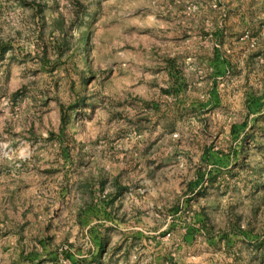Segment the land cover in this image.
Returning a JSON list of instances; mask_svg holds the SVG:
<instances>
[{
  "label": "rangeland",
  "instance_id": "rangeland-1",
  "mask_svg": "<svg viewBox=\"0 0 264 264\" xmlns=\"http://www.w3.org/2000/svg\"><path fill=\"white\" fill-rule=\"evenodd\" d=\"M0 264H264V0H0Z\"/></svg>",
  "mask_w": 264,
  "mask_h": 264
}]
</instances>
